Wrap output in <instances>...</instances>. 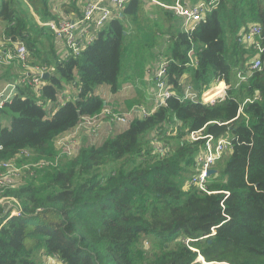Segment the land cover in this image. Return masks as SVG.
Segmentation results:
<instances>
[{
  "label": "trees",
  "instance_id": "trees-1",
  "mask_svg": "<svg viewBox=\"0 0 264 264\" xmlns=\"http://www.w3.org/2000/svg\"><path fill=\"white\" fill-rule=\"evenodd\" d=\"M153 1L125 0L78 56L61 57L44 25L57 22L52 0H0V45L24 44L29 65L48 74L38 90L19 85L0 109L8 122L0 128V162L23 168L3 194L20 215L10 217L13 202L0 203V264H44L50 257L61 264H200L197 258L264 264V40L261 70L238 89L233 83L249 59L238 33L249 25L264 33V0H217L186 30L165 7L189 0ZM73 10L64 7L63 14ZM157 36L167 38L163 80L172 96L165 105L81 147L74 159L59 158L55 140L84 118L124 115L97 90L116 94L125 55L159 46ZM140 62L132 68L138 78ZM215 82L230 87L223 100L182 99L186 83L200 95ZM67 86L76 95L62 103ZM222 87L209 90L206 100ZM133 107L127 103L135 114ZM198 131L231 141L206 192L187 184L204 147L202 139L189 140Z\"/></svg>",
  "mask_w": 264,
  "mask_h": 264
},
{
  "label": "built area",
  "instance_id": "built-area-1",
  "mask_svg": "<svg viewBox=\"0 0 264 264\" xmlns=\"http://www.w3.org/2000/svg\"><path fill=\"white\" fill-rule=\"evenodd\" d=\"M111 4V8L102 5L103 0L90 1L88 2L80 17L75 19H64L59 22L50 21L44 25L48 27L55 40L64 47V57L69 55L78 56L80 52L94 40L97 30L102 28L104 24L109 21L115 14L121 9V5L124 4L125 0H107ZM152 3L156 4L153 0ZM217 0H212L209 3L203 1L197 2L192 6L181 5L179 2L173 7H165L175 12V15L183 20V27L186 29L195 26L199 23L208 6H212ZM242 33H238L239 42L249 49V54L253 51L257 54L253 57L249 56V59L243 70H239L237 73V84L247 81L254 73L261 70L262 67V49L259 41L264 40V33L257 25H249L248 27L241 29ZM240 30V31H241ZM251 57V58H250ZM29 54L24 44H13L11 49H7L4 52L3 57L0 58V64L7 66L14 62H17L22 70L21 76L16 83L7 84L3 89L0 90V109L5 102L11 99L12 95L17 90L19 85L28 84L35 90H38L43 86L42 80L46 72V69L41 66L32 67L28 63ZM159 71L154 74L155 91L157 98L160 102L150 111L145 112L141 110L143 117L149 116L158 107L165 105V100L172 96L165 86L163 77L165 75L164 62L158 65ZM246 69V71H245ZM223 85L220 94H217L213 99L206 100L205 94L213 89ZM230 87L224 82L213 83L206 91L200 95L194 91L189 83H186L182 89V99L189 100L191 102H199L201 100L205 104H213L215 101L223 100L226 96ZM14 96V95H13ZM161 104V105H160ZM160 105V106H159ZM242 110V105L239 106L238 113ZM116 122L120 121L122 124L126 123V116L119 117L114 115ZM100 118H84L83 121L95 123ZM204 140V147L198 154L195 160V169L188 181V186H193L200 191H205V185L209 178L208 172L211 170L216 162L221 159L222 155L230 149L231 141L227 137H221L217 140L210 135H201V131L192 132L189 134L190 141ZM163 153V152H162ZM161 153V154H162ZM0 203L3 201L13 202L15 208L11 209V216H19L21 209L18 204L10 198L4 197L3 194L8 188H14L17 184H12L13 179L19 177L23 168L17 167L10 161L0 162ZM19 181V180H18ZM44 264H58L56 258L50 257L45 259Z\"/></svg>",
  "mask_w": 264,
  "mask_h": 264
},
{
  "label": "rangeland",
  "instance_id": "rangeland-1",
  "mask_svg": "<svg viewBox=\"0 0 264 264\" xmlns=\"http://www.w3.org/2000/svg\"><path fill=\"white\" fill-rule=\"evenodd\" d=\"M242 31L243 30H241L239 34L242 33ZM163 38L164 40H167L165 36H157L159 46H152V44H149L147 47H139L140 50L138 48L130 49L128 51L129 53L125 55V58L122 61V74L124 71L125 72L122 76V81L121 79L119 81L121 84L120 90L116 94L110 95L109 97L105 96V99L110 102V107L112 108V110L115 108L117 112L124 114L114 115L119 117L126 116V123L122 124L120 121L115 122L112 118H102L101 120H98L95 123L82 121L80 125L77 126L75 130H73L72 133L63 134L55 140V149L57 150L59 158L64 156L67 159H74L75 157H77L81 147L96 145L100 143L104 135L106 137H110L119 133L120 131L128 127L129 123L134 118V116L143 117V115L141 114V110L145 112H150L156 106V104L160 102V99L157 98L155 91L154 77L153 84H151L152 81H150V78L146 77V74L144 75V73H147L149 77H151L150 72L159 71L158 65L165 61L164 58L166 56V44H164L163 48ZM150 45L151 47H149ZM250 55L251 54H249V56ZM138 59L139 61L141 60L140 63L144 66V71L140 78H138V75H136L132 70L134 65H139L135 64ZM246 62L247 59L245 61L244 66L246 65ZM18 70V68H15L14 73H18ZM143 75L144 78L143 80H141ZM237 82V79L235 80V82H233L236 89H238V87L240 86H236ZM140 86L141 90H138ZM214 89L216 88H213L212 90ZM227 92L228 91H226V93ZM204 93H206V91ZM131 102L134 103L133 108L136 107L133 110L135 114L129 113V110H127V103ZM148 138H152V135H149ZM162 152H164V150L161 148L159 150V153ZM22 175L23 173L21 172L19 177H15L13 179L12 184H17L18 180L21 178ZM144 247L146 250L150 248L148 240L144 241ZM196 262L204 264L203 260H199L198 258ZM58 264L61 263L58 262Z\"/></svg>",
  "mask_w": 264,
  "mask_h": 264
},
{
  "label": "crops",
  "instance_id": "crops-1",
  "mask_svg": "<svg viewBox=\"0 0 264 264\" xmlns=\"http://www.w3.org/2000/svg\"><path fill=\"white\" fill-rule=\"evenodd\" d=\"M90 1H98V0H52V2H51L52 3V13L56 16L57 22L64 20V18L65 19H69V18L75 19V18H78L81 16L85 5ZM200 1H202V0H189L188 6H192V5H194ZM73 5L76 6L77 11L73 10L69 13L63 14L64 7L69 8V7H72ZM102 5L106 6L108 8L112 7L111 4L107 0H103ZM62 16H64V18ZM54 43H55L56 52L58 53L59 56L63 57L64 52H65L64 47L62 45H60L55 40V38H54ZM0 44H1V42H0ZM144 45H146L145 47H147L149 44H144ZM149 47H151V45ZM7 49H8L7 47H5V46L3 47V45H0V58L3 57V54H4V52H6ZM157 64H159V63H157ZM15 68L19 69L18 73H14ZM155 72L156 71L150 72L151 77H149V75L147 73H144V75L146 74V77L150 78V81H152L151 84H153V77H154ZM21 73H22L21 67L19 66V64L17 62H14V63L7 65V66L0 64V90L3 89L7 84H10L12 82L16 83L17 80L19 79V77L21 76ZM144 75H143L141 80H143ZM135 90H136V87H135ZM138 90H141V86L138 88ZM97 91H99V93H101L103 95V97H105V96L109 97L110 95H112L109 93L108 88H105V87H100ZM65 92H66V97L62 98V103H65V101H63V100L73 98L76 95L74 88L71 86H67L64 90V93ZM15 94H16V91L13 95H15ZM142 94H143V91H142ZM13 95H12V97H13ZM7 124H8L7 120H4L3 118L0 117V128L7 126ZM72 132H73V130L71 132H68L67 134H70ZM64 134H66V133H64ZM104 137H106V136L104 135L102 137V139Z\"/></svg>",
  "mask_w": 264,
  "mask_h": 264
},
{
  "label": "water",
  "instance_id": "water-1",
  "mask_svg": "<svg viewBox=\"0 0 264 264\" xmlns=\"http://www.w3.org/2000/svg\"><path fill=\"white\" fill-rule=\"evenodd\" d=\"M47 76H48V74L45 73L44 76H43V78L45 79ZM215 172H216V170H214V169L209 170V172H208V176L210 177V176L213 175ZM214 234H215V231H212V235H214ZM201 258H202V257H201ZM202 260H203L204 264H216V263H214V262H213V263H206V262L204 261L203 258H202Z\"/></svg>",
  "mask_w": 264,
  "mask_h": 264
},
{
  "label": "bare ground",
  "instance_id": "bare-ground-1",
  "mask_svg": "<svg viewBox=\"0 0 264 264\" xmlns=\"http://www.w3.org/2000/svg\"><path fill=\"white\" fill-rule=\"evenodd\" d=\"M223 88V87H222ZM216 95L212 96L209 100L213 99Z\"/></svg>",
  "mask_w": 264,
  "mask_h": 264
}]
</instances>
